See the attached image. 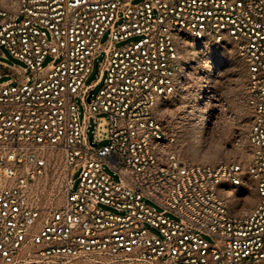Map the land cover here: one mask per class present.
Instances as JSON below:
<instances>
[{
  "label": "built area",
  "instance_id": "built-area-1",
  "mask_svg": "<svg viewBox=\"0 0 264 264\" xmlns=\"http://www.w3.org/2000/svg\"><path fill=\"white\" fill-rule=\"evenodd\" d=\"M135 1L0 9V58L6 50L21 62L0 60V264H264V0ZM188 35L232 40L247 66L246 168L192 164L168 150L174 128L155 108L186 86ZM101 113L106 146L89 134ZM60 167L54 204L45 195ZM244 176L258 201L236 215L219 187Z\"/></svg>",
  "mask_w": 264,
  "mask_h": 264
},
{
  "label": "rangeland",
  "instance_id": "rangeland-1",
  "mask_svg": "<svg viewBox=\"0 0 264 264\" xmlns=\"http://www.w3.org/2000/svg\"><path fill=\"white\" fill-rule=\"evenodd\" d=\"M16 8L17 0H0V9L13 11ZM186 38L183 61L190 71L186 86L159 100L155 108L156 117L168 120L174 128L176 142L169 145L168 150L174 151L180 158L192 164L212 167L239 164L246 168L251 159L249 133L252 119V112L247 104V66L230 39L217 42L213 38L200 40L191 35ZM107 39L106 34L103 43ZM125 43L119 44L118 47ZM4 53L7 59L0 60L11 65H21L8 51L4 50ZM49 62L50 59L46 60L45 65ZM212 64H215L220 72L214 69ZM101 68L98 58L86 85L97 81ZM7 79L3 78L1 81ZM101 87V84L96 87L94 97ZM77 103L81 105L79 98ZM95 122H91L89 134H97L99 146L108 145L110 124L107 114H98ZM105 171L115 181L119 180V176L108 167H105ZM61 172L60 167L48 181L50 188L45 195L47 202L58 204L63 198L64 179ZM219 193L236 215L250 213L257 205V192L249 176H244L242 185L237 187L223 182ZM147 204L155 206L158 211L163 210L149 201ZM167 216L176 219L172 214Z\"/></svg>",
  "mask_w": 264,
  "mask_h": 264
}]
</instances>
